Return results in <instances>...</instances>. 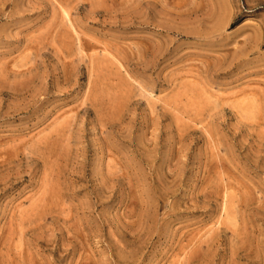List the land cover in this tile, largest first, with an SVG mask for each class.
I'll use <instances>...</instances> for the list:
<instances>
[{"label":"rangeland","instance_id":"1","mask_svg":"<svg viewBox=\"0 0 264 264\" xmlns=\"http://www.w3.org/2000/svg\"><path fill=\"white\" fill-rule=\"evenodd\" d=\"M0 264H264V0H0Z\"/></svg>","mask_w":264,"mask_h":264}]
</instances>
